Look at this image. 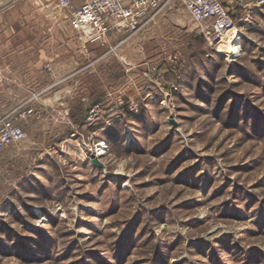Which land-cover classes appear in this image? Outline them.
<instances>
[{
	"label": "rangeland",
	"instance_id": "1",
	"mask_svg": "<svg viewBox=\"0 0 264 264\" xmlns=\"http://www.w3.org/2000/svg\"><path fill=\"white\" fill-rule=\"evenodd\" d=\"M244 13L217 47L181 0L60 41L73 91L20 96L0 149V264H264V7Z\"/></svg>",
	"mask_w": 264,
	"mask_h": 264
},
{
	"label": "crops",
	"instance_id": "2",
	"mask_svg": "<svg viewBox=\"0 0 264 264\" xmlns=\"http://www.w3.org/2000/svg\"><path fill=\"white\" fill-rule=\"evenodd\" d=\"M72 2L75 7L82 4V0ZM71 13L59 6V0H0V62L5 70L0 84V117L21 112L25 104L22 95L73 91L70 84L76 72L64 68L68 60L59 53L61 40L76 33L83 39L71 25ZM48 77L53 83H46ZM16 101L19 103L14 105Z\"/></svg>",
	"mask_w": 264,
	"mask_h": 264
},
{
	"label": "built area",
	"instance_id": "3",
	"mask_svg": "<svg viewBox=\"0 0 264 264\" xmlns=\"http://www.w3.org/2000/svg\"><path fill=\"white\" fill-rule=\"evenodd\" d=\"M181 1L213 47L229 38L232 35L229 33L237 28L234 12L239 9L245 12L243 22H248L252 9L264 6V0ZM59 6L72 10L71 25L82 34L86 43L98 41L106 45V38L114 31L129 30L133 34L140 31L158 15L161 0H82L77 7L72 0H59ZM4 79L5 70L0 62V84ZM27 113L20 114L15 110L0 117V149L25 138L26 133L18 120Z\"/></svg>",
	"mask_w": 264,
	"mask_h": 264
},
{
	"label": "trees",
	"instance_id": "4",
	"mask_svg": "<svg viewBox=\"0 0 264 264\" xmlns=\"http://www.w3.org/2000/svg\"><path fill=\"white\" fill-rule=\"evenodd\" d=\"M263 7H264V6H263ZM263 7H262V8H263ZM238 67H239V69L241 68V67L239 66V64H238ZM241 69H242V68H241ZM92 96L94 97V96H96V94L93 93ZM101 97H102V96H99V98H98V102L100 101ZM228 98H229V97H228ZM230 98H233V97L230 96ZM90 109H91L90 107L87 108V109H86L85 107H79L78 110L75 111V113H73V114L71 115V118L74 119L75 123H77V124H82L83 121L85 120V118L89 116ZM30 254L32 255L33 253H30ZM30 254L27 253L28 256H30ZM24 255H26V253H24Z\"/></svg>",
	"mask_w": 264,
	"mask_h": 264
},
{
	"label": "bare ground",
	"instance_id": "5",
	"mask_svg": "<svg viewBox=\"0 0 264 264\" xmlns=\"http://www.w3.org/2000/svg\"><path fill=\"white\" fill-rule=\"evenodd\" d=\"M221 43L224 44V42H221ZM225 44H226L225 45L226 47H224L225 52L228 53L230 56L237 54L240 51V48H239L240 44H239V41L236 35H233L231 40Z\"/></svg>",
	"mask_w": 264,
	"mask_h": 264
},
{
	"label": "water",
	"instance_id": "6",
	"mask_svg": "<svg viewBox=\"0 0 264 264\" xmlns=\"http://www.w3.org/2000/svg\"><path fill=\"white\" fill-rule=\"evenodd\" d=\"M92 162L94 165L105 168V165L99 160L98 157H94Z\"/></svg>",
	"mask_w": 264,
	"mask_h": 264
}]
</instances>
